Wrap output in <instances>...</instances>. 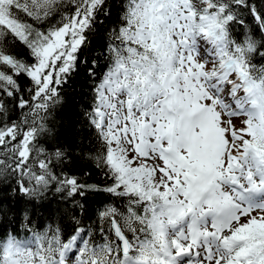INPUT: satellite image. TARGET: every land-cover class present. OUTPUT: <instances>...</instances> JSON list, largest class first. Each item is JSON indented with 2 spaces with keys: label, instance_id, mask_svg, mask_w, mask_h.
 Masks as SVG:
<instances>
[{
  "label": "snow or ice",
  "instance_id": "1",
  "mask_svg": "<svg viewBox=\"0 0 264 264\" xmlns=\"http://www.w3.org/2000/svg\"><path fill=\"white\" fill-rule=\"evenodd\" d=\"M0 264H264V7L0 0Z\"/></svg>",
  "mask_w": 264,
  "mask_h": 264
},
{
  "label": "trees",
  "instance_id": "2",
  "mask_svg": "<svg viewBox=\"0 0 264 264\" xmlns=\"http://www.w3.org/2000/svg\"><path fill=\"white\" fill-rule=\"evenodd\" d=\"M258 7H264L261 5L260 0H254ZM249 21L251 17L248 18ZM240 31V29H237ZM85 57H91V51L85 50L84 52ZM73 87L68 89V96H66L67 106L61 111L58 115V121L64 125V129L67 133V137L72 139L77 134V129L80 125L76 124L75 121L78 119L77 113L79 111V105L82 103L80 94L87 92L89 89L87 87V74L85 67L81 65L79 69V73L73 78L72 81ZM84 169L90 172L89 181L92 183H101L104 180V177L101 176L100 172L94 168V166L89 163L85 162ZM105 201L104 195H98L95 197L90 198L89 200V212L85 214L84 217V224L89 223L88 217L94 215V210L101 206V202ZM113 203H118L120 206H123V201H116L115 198L111 201ZM55 206V205H54ZM67 227L71 230L74 225L70 221H66ZM23 230L21 229V236L23 237Z\"/></svg>",
  "mask_w": 264,
  "mask_h": 264
}]
</instances>
